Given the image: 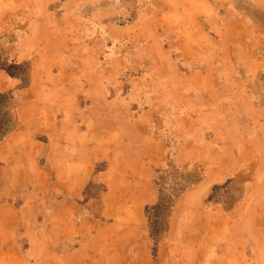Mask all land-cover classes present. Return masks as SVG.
I'll list each match as a JSON object with an SVG mask.
<instances>
[{
	"label": "rangeland",
	"instance_id": "rangeland-1",
	"mask_svg": "<svg viewBox=\"0 0 264 264\" xmlns=\"http://www.w3.org/2000/svg\"><path fill=\"white\" fill-rule=\"evenodd\" d=\"M0 74L14 82L0 90V145L36 97L47 120L72 126L74 109L82 129L121 135L74 197L62 160L19 166L18 195L0 197V264H264V0H0ZM156 139L155 199L132 213L131 237L84 250L88 226L65 224L100 225V172ZM1 162L8 181L16 167Z\"/></svg>",
	"mask_w": 264,
	"mask_h": 264
},
{
	"label": "crops",
	"instance_id": "crops-1",
	"mask_svg": "<svg viewBox=\"0 0 264 264\" xmlns=\"http://www.w3.org/2000/svg\"><path fill=\"white\" fill-rule=\"evenodd\" d=\"M13 83L12 78L4 81L0 74V90L12 88L14 86ZM41 100L42 97L40 99L36 97V100H31L35 101L32 114H23L21 118L22 124L17 131L10 136L7 142L0 145V166L2 165V157H5L9 166L16 167L13 169L14 172L10 174L8 181L0 176V187L3 186V188H0V197L12 198L18 195L16 188L20 184V180L17 181L20 175L15 172L18 171L20 165L25 163L37 166V157L43 155V153L49 154L50 159L55 160L56 163L62 160L63 168L66 170L65 174L62 175V183L66 185L63 187L67 188L66 195L74 197L75 193L79 191L81 184L87 181L88 176L90 177L94 159L107 157V151L108 149L110 151L112 147L111 144L121 137L118 131L104 134L91 128L82 129L75 119L77 113L74 109L65 110V115L72 117V120L74 119L72 126H65L58 121H51L53 117L47 120V108L42 105ZM48 109L50 110V108ZM50 113L52 114L51 110ZM141 144L142 146L144 145L143 142ZM154 146L155 149H160L161 152L164 147L163 141L156 139L149 142L147 145L149 152L144 145L142 147L145 150L143 155L137 154L134 156L131 153L130 155L128 154L129 157L125 158L122 156L121 158V155L118 154L119 156L115 159L112 167L107 171L100 172L104 173L103 175L110 185V191L104 195L102 205L104 219L100 222V225H94L91 221L88 222L86 220L82 221L81 225H78L75 220L70 219L72 223L67 222L64 226V230H67L70 236L74 235L76 231L80 232L82 229L86 231L88 226L90 231H86L87 234L81 241L85 245L84 250L92 246L112 245L114 237L119 236L122 241H127L131 237L130 230L133 229V226L130 225L132 223V213L136 212L139 214L141 212L144 214L145 206L152 203L155 199L151 173L155 166L162 163L160 158L162 156L161 154L160 157L157 156L154 150L150 151V148ZM19 152H23V154L19 156ZM22 156L26 158L17 160ZM75 168L77 169L76 172ZM37 170L38 172L31 176L34 189L30 192V201H28V204L33 206L36 203L33 202V199L38 198L39 194L43 193L46 184V172L39 167H37ZM83 170L86 172H82ZM59 193L64 195L63 192ZM70 201L64 199L61 203L62 209L71 211L72 209L69 210L65 207H72L77 210L78 208L75 207L76 203L73 204ZM67 215L72 217L73 212H67ZM104 230H106L105 234L102 233ZM57 256L59 260L64 259L60 253H57ZM43 259H49V257L42 256L40 260ZM102 259L104 260V258Z\"/></svg>",
	"mask_w": 264,
	"mask_h": 264
}]
</instances>
